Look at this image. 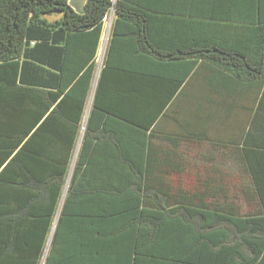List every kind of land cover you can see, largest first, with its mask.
I'll list each match as a JSON object with an SVG mask.
<instances>
[{"label": "trees", "instance_id": "16d2710c", "mask_svg": "<svg viewBox=\"0 0 264 264\" xmlns=\"http://www.w3.org/2000/svg\"><path fill=\"white\" fill-rule=\"evenodd\" d=\"M111 6L112 0H87L79 14L68 0H0V264H264V201L242 207L241 190L228 201L208 176L198 189L157 190L145 171L155 164L145 155L158 149L152 134L159 114L179 125V133L176 126L166 133L168 149L176 154V139L184 140L187 166L189 151L215 146L211 121L232 108L225 95L236 92L234 83L264 78V31L232 44L196 45L201 94L193 109L186 90L176 120L178 95L148 90L154 63L146 55L164 58L148 8L118 0L85 121L93 59ZM70 45L87 47L86 59L70 63ZM183 50L176 52L193 55ZM188 75L174 80L175 88L188 87ZM218 86L221 103L213 99Z\"/></svg>", "mask_w": 264, "mask_h": 264}, {"label": "crops", "instance_id": "0c3cea01", "mask_svg": "<svg viewBox=\"0 0 264 264\" xmlns=\"http://www.w3.org/2000/svg\"><path fill=\"white\" fill-rule=\"evenodd\" d=\"M138 1L148 8L147 13L153 20L152 35L164 52V58L152 53L146 55L148 60L154 63L153 67L147 71L151 76L148 77V90L154 94L171 91L175 93L174 97L178 95L174 107H172L177 111L175 114L172 113L176 120L180 117L179 111L184 112L186 108V90L192 91L193 109L196 108V93L199 97L201 94L203 67L201 58L196 56V51H200L201 48L196 45L201 46L203 39L232 44L250 36L251 31H257L259 34H261L260 30L264 31V0ZM86 2L87 0H68L70 6L79 14L84 13ZM82 38L79 40L83 44L85 39ZM185 48L191 49L192 52H189L193 55L190 58L185 59L183 55L176 52L180 49H184L183 51L186 52ZM86 49L87 47L83 50L82 46L70 45L69 62L77 64L86 59ZM141 54L136 53L133 56L138 57ZM157 63H162L164 67L157 68ZM187 63H190L188 67H186ZM90 64L91 62L79 71L75 80L68 85V89L78 77L82 76ZM186 71H189L188 76L192 77V82L188 84V87L183 82L181 86L175 88L174 80L185 77ZM160 77L170 80L163 81ZM217 82L220 83V81ZM256 82L257 84L254 82L234 83L237 86L236 92L225 95L226 102L232 108L228 111L225 110L224 117L211 121L210 139L215 146H211L212 148L210 147L208 151L199 148L189 151L193 156V161L188 166L186 165L188 155L184 140L176 139V154L174 149L172 151L168 149L170 143L166 133L174 130L173 126H176L177 133H179V125L174 120L168 117L163 118V114H159L158 129L152 134L153 146L158 149L148 151L145 155L150 156L152 162L155 161V164L152 163L149 167H145V171L147 168L149 187L162 191H168L171 186L198 189L201 185L200 181L204 178L207 179L208 176L210 184H212L211 187L224 190L226 198L229 197L228 201L234 200L232 198L235 190H241V199L238 200L242 207L255 204L259 207L263 205L264 78ZM97 83L94 71L90 91V94L93 91V96ZM260 83L261 85H259ZM215 90L217 96L213 95V99L215 102L221 103L224 96L221 86ZM180 92L182 93L181 98L179 97ZM156 104L157 101L153 100L150 108H155ZM89 111L86 115L89 114ZM205 156L210 157V162L202 159ZM258 189L263 193L259 194ZM223 201L224 199H221V202ZM145 264H152V262Z\"/></svg>", "mask_w": 264, "mask_h": 264}, {"label": "built area", "instance_id": "2783aa9c", "mask_svg": "<svg viewBox=\"0 0 264 264\" xmlns=\"http://www.w3.org/2000/svg\"><path fill=\"white\" fill-rule=\"evenodd\" d=\"M118 0H112V6L109 10V13L103 18V28H102V36H101V41L97 50V53L94 58V64H95V77L96 80L99 79L100 74L102 72V69L105 64V60L107 57V51H108V46L110 42V37H111V31H112V25L115 19V5ZM88 114L85 116V121L87 119ZM85 130V122L82 127V132ZM80 148V143L77 145L76 152H75V157L74 161L78 155ZM72 170L69 175H71ZM55 226V225H54ZM55 229V228H54ZM53 229V231H54Z\"/></svg>", "mask_w": 264, "mask_h": 264}, {"label": "rangeland", "instance_id": "374dc122", "mask_svg": "<svg viewBox=\"0 0 264 264\" xmlns=\"http://www.w3.org/2000/svg\"><path fill=\"white\" fill-rule=\"evenodd\" d=\"M92 98H93V91L91 92V94H90V98H89V100H88L86 113H88V111H89V109H90L91 102H92ZM49 241H50V240H49ZM49 243H50V242H48L47 250H48V248H49Z\"/></svg>", "mask_w": 264, "mask_h": 264}, {"label": "water", "instance_id": "95a60500", "mask_svg": "<svg viewBox=\"0 0 264 264\" xmlns=\"http://www.w3.org/2000/svg\"><path fill=\"white\" fill-rule=\"evenodd\" d=\"M54 228H55V226H53L52 231H53Z\"/></svg>", "mask_w": 264, "mask_h": 264}]
</instances>
